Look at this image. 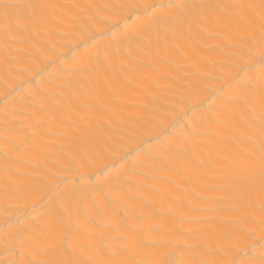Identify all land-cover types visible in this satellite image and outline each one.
Returning a JSON list of instances; mask_svg holds the SVG:
<instances>
[{"label": "bare ground", "instance_id": "6f19581e", "mask_svg": "<svg viewBox=\"0 0 264 264\" xmlns=\"http://www.w3.org/2000/svg\"><path fill=\"white\" fill-rule=\"evenodd\" d=\"M0 264H264V0H0Z\"/></svg>", "mask_w": 264, "mask_h": 264}, {"label": "snow or ice", "instance_id": "6c2138e0", "mask_svg": "<svg viewBox=\"0 0 264 264\" xmlns=\"http://www.w3.org/2000/svg\"><path fill=\"white\" fill-rule=\"evenodd\" d=\"M7 7V6H6Z\"/></svg>", "mask_w": 264, "mask_h": 264}]
</instances>
